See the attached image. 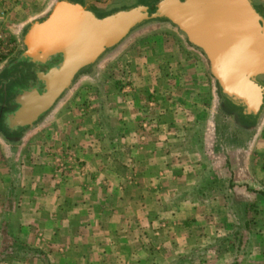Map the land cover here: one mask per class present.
Listing matches in <instances>:
<instances>
[{"label": "rangeland", "instance_id": "obj_1", "mask_svg": "<svg viewBox=\"0 0 264 264\" xmlns=\"http://www.w3.org/2000/svg\"><path fill=\"white\" fill-rule=\"evenodd\" d=\"M157 1L122 0L121 6L115 7L119 3L111 4L105 13L110 11L114 13L117 10H125L137 5L146 6L152 11ZM261 5L257 4L254 7L256 10L263 11L257 10L260 14L262 13L264 18V4ZM48 12L49 9L43 15L34 17L31 22L44 19ZM95 15L103 17L108 14L96 13ZM27 28L28 26L20 27L15 38L8 28H0L13 39L15 46V50L6 64L12 62L14 66L12 75H15L14 79L17 81L14 84L18 89L16 96L19 95V90L27 87L28 79H34L32 72L29 71V65L23 57V52L26 50L23 37ZM130 37H133L129 41L130 48L129 46L125 48ZM126 50H133L132 53L146 50L147 53H143L144 56L136 59V62L134 56L125 61L123 59L126 57ZM258 80L264 87V76L259 77ZM117 90L118 94L122 92V98L117 94ZM125 97L137 102L139 108L132 105L129 108L124 105L123 108L118 107V102L121 99L124 100ZM89 99L100 100L99 111L100 116H102L100 124H98L97 119L94 122L88 118L87 102ZM234 107L224 98L216 81L210 75L208 62L203 52L188 43L185 35L173 24L166 20H151L134 29L117 46L105 52L94 65L84 68L76 76L72 86L32 126H7L8 129L19 130L24 134L23 137L20 136L22 137L21 141L20 143L17 142L16 147L23 146L41 150L43 154L41 162L46 163L47 168L44 169L47 171H42L41 175L35 173L34 176L37 178L46 177L51 185L48 182V185L42 184L41 187H38L32 178H29L30 181L25 179L26 176L28 177V173L21 171L19 181L16 180L14 187L10 188V194H0L1 199L4 197L8 199L7 202L2 203L5 209L0 212L2 214L0 217V230L2 231L0 234V264H78L79 259L75 255H85L90 251L87 248H80L75 251L71 249L72 252L64 251L68 256L59 261L57 260L58 255L55 254L57 250L54 248L56 238L51 237L52 246L45 247L46 249L38 247V239L42 240L43 236L37 231L38 226L36 225L39 222L33 219V216L37 215L38 212L33 213L32 210L38 208L40 201L44 198L43 196L48 195L49 190H53L54 185L58 186L61 182L63 183L62 187L72 186L74 189L82 188L84 190L89 188L90 192L93 191L95 198L99 197V191L103 193V196H100L103 197L104 203L90 199L88 202H82L81 206L83 214H85L82 220L87 226L83 224L81 228L75 230L83 243L94 242L97 245L114 243L118 245L122 242L124 245H133L132 255L144 261V254L146 256L148 254L150 264H166V262L172 261V257L190 263L199 262L200 258L204 259L205 263L217 254L222 258L221 264H240L241 260L247 257L250 242L261 241L249 239L251 237L249 232L258 224L261 228L263 226L261 220L257 219L256 216L259 207L262 205V199L255 195V199L249 200L254 207L248 208L249 203L246 194H241L239 191L236 196L231 190V186L227 184L230 179V167L235 158L233 156L234 151L246 146V140L252 138L255 140V153L256 155L261 154L255 156L256 165L262 166L261 158L264 159V105L257 117L250 114H240L242 110ZM16 108L17 105L15 104L13 111ZM11 112H4L3 123L0 121V129H4L7 124L9 125L6 118H9ZM127 112L132 119L125 122L123 118L126 117ZM140 112L149 120L151 117L154 118L151 119L152 127L160 135L167 132L171 135L170 142L169 139L166 141V136L162 139L159 138L158 147L161 150L166 145L170 149L174 147L184 149L176 150L184 154L180 160L184 165H200L199 167H188V169L191 168L197 175L201 171V180L214 175L217 171L218 175H216H220L219 179L225 181L222 194L237 202V204L234 203L236 209L230 204H224L226 209L229 208V210H234L237 213H235V218H232L235 222L233 228V225L229 227L230 230H225L222 227L223 232L216 233L218 235L213 233L203 237L191 235L190 231L181 226L183 221H186L182 215L174 216L175 213H173V217L167 216L166 219H163L162 213L165 211L162 208L160 210L159 205L155 208L158 216L157 219L155 218L156 222L150 223V227L160 229L163 233L160 235L151 234L144 244L141 241H136L138 237L142 238L137 232L134 240L128 242L132 232H136L135 229L143 223L145 224V221L140 218L144 216L145 211L139 213L141 209L134 199L136 195L146 194L143 195L144 198L145 196L152 197L156 203H159L158 195L162 197L164 192L159 190L149 193L145 192V187L140 186L138 190H136L137 187L128 188L126 193L122 194L120 189H113V187L97 186L100 189L97 192L96 187L83 186L88 178L91 184L97 179L96 177L90 178L91 170L87 168L88 161L84 159L87 158L86 135L90 131L95 132L94 137L88 139L89 142L91 141L88 146L92 145L96 153L94 156L89 153V159L91 156L92 159L88 160L92 163L95 161V168L100 172L99 175L104 172L102 165L108 168L107 164L112 167H119V173L122 175V158L120 157L122 154L120 151L122 150L123 130L129 131V129L136 130L137 128V130L142 129V132L149 133L150 131L149 126L141 124L139 119H135L136 113ZM76 118H80V121L76 122ZM96 118L99 117L96 116ZM74 144L81 146L80 148L77 147L80 150L79 154H72L71 147H75ZM38 159L37 156L32 158L33 162L38 161ZM130 168H133L130 171L133 173L134 167ZM219 170H223V172L220 174L218 173ZM110 173L118 175L111 170ZM241 177L243 179V175ZM27 181L31 184L29 185ZM198 181L200 180L198 179ZM212 182L214 184V181ZM196 188L202 189L195 184ZM181 190L180 185L179 192ZM67 191H70L67 194H72L71 187ZM141 191L143 192L141 193ZM187 192L182 190L181 194L186 195ZM201 193L204 195L206 192L203 190ZM83 195L80 198H83ZM29 198L32 199L31 202H28ZM68 199H71V195L68 196ZM47 206H52V204H47ZM103 206L109 207L110 211L108 213L105 211L103 214ZM91 208L94 210L93 213L97 214L96 216L93 213L86 215L85 212ZM252 211L256 212V219L246 220L247 212L253 213ZM229 213L231 214V211ZM43 214L46 215L44 212ZM212 219L213 217L210 215L205 224L207 229H210V225L214 224ZM169 221L176 224H170ZM49 223L46 221V224ZM198 223L199 227H202L200 224L202 222ZM144 227L148 228L147 226ZM239 227H243L246 231L244 232ZM213 228L214 226L211 227V229ZM61 234L58 243L61 242L65 246V243L70 241V236ZM193 244L198 245L199 250L187 249ZM244 245L245 247H243ZM139 248H141L140 251L135 250ZM57 252L60 253V250ZM225 252L232 253L235 257L232 258L228 255L227 261H224L223 254ZM71 253L73 256L69 257ZM121 254L122 259L126 260L125 251H122ZM110 255L115 258V252L110 251Z\"/></svg>", "mask_w": 264, "mask_h": 264}, {"label": "crops", "instance_id": "obj_2", "mask_svg": "<svg viewBox=\"0 0 264 264\" xmlns=\"http://www.w3.org/2000/svg\"><path fill=\"white\" fill-rule=\"evenodd\" d=\"M55 1L57 0H0V28L1 27L8 28L10 33L15 38L16 32L20 27H24V26L29 27L30 24L32 23L31 22L32 19L34 17H37L38 15L39 16L43 15L48 9L50 10V8H52V4ZM66 1L79 3L85 9L92 11L94 14L99 13L100 15L111 14V12L113 11L105 13L107 8L110 7L111 4L113 5L114 3H119L115 5L116 7V6H121L120 3H122V0H66ZM250 1L252 2L253 6H256L257 4H259V6H262L261 4L262 3L264 4V0H250ZM127 6L129 7V5ZM257 10L259 12H263L259 9ZM132 38L133 37H130L128 39V43L125 46V48L129 46L130 44L129 41H131L130 39ZM130 50L125 51L126 57L123 60L126 61L130 59V57L134 56L136 62L137 61L136 59H140V57L144 56L143 53H147L146 50L139 51L136 53H132L133 50L132 51ZM6 61L0 63V121L2 123H3L2 118L4 112L5 111L11 112L13 111V109H15V104H14L15 96H16L15 94H17V90H18L16 89V85H14L15 82H17L14 79L15 75H12L14 66L12 65V62L10 64L9 63L6 64ZM118 90H117V94H118ZM120 93L121 94L118 95L122 98V92ZM87 103H88L87 113L89 115L88 118H91L92 121L94 122H96L95 120L97 119L98 124H100V122L102 121V116H100V111H99L100 100L89 99ZM117 105L118 107H122V108L124 106L129 108L131 105L139 108V104L135 101H132L128 97H125L124 100L121 99ZM96 116L99 118H96ZM136 116L137 117L135 119H139L141 124H145L149 126L150 131L149 133L146 131L142 132V129L137 130V128L136 130H130V129L129 131L123 130L122 138H121L122 150L120 151V153L122 154V156H120L122 158V175L121 173H119L120 172L119 167L117 166L112 167L109 164H107L108 168L105 165L104 166L102 165V168H104L103 169L104 172L102 175H99L100 172L95 168L96 167L95 161L94 163L89 161L90 159H92V156L89 159L88 154L90 153L94 156L96 153L95 148L92 145L88 146L89 143L91 142V141L89 142L88 139L94 137L95 135L94 131H90L86 135L87 158H84L85 160L88 161V164H86L87 168H90L91 170V171L89 170L90 171L89 174L91 176L90 178L96 177L97 179L91 184L88 178L86 180L87 181L86 184H84L83 186L89 187L91 185L96 188L97 186L113 187V189L116 188L120 189L122 191V194H125L128 188L137 187L136 190H138V187L140 186L145 187L144 188L145 192L150 193L153 191L157 192L159 190L164 192L162 197L158 195V200L160 201L159 203H156L152 197L145 196L144 198L143 195L146 194H143L142 193L143 191H141L142 193L141 195L139 196L136 195L134 199L136 200V203L139 204L138 206L141 209L139 213L145 211L144 216L140 217L145 221V224L143 223L141 226L135 229L136 232L134 231L132 232L133 238L132 236L129 239L127 237L128 242L134 240L137 232L139 236H142V238L140 239L138 237L136 241H141L144 244H146V242L148 241L147 238L151 234L160 235L163 233V231L160 229L157 230L154 227L153 228L150 227V223L156 222L158 216L156 213L157 211L155 212V208L159 205H160L159 206L160 210L162 208V210L165 211L164 213H162L163 219H166L167 216L169 218L173 217L172 215L173 213H175L174 216L182 215L183 218L186 219V221H183L182 223L183 225L181 226H183L187 231H190L189 233L191 235H198V236L201 235V237L212 233L214 235H218L216 233L223 232L222 227L225 228V230H230L229 227L233 225L232 226L233 228L235 226V222L234 220H232V218L233 219L235 218L236 212L234 210H229V208L226 209L224 207V204L226 203L230 204V206H233L235 208L234 203L236 201L234 199H231V197L229 198V196L222 194L225 181L223 180L221 181V179H219L220 175L217 176L218 175L217 171L214 173V175L206 177L204 180H201L200 178L201 171L197 175L195 171H193L191 168L188 169V167H196V166L199 167L200 165H193V164L184 165L182 160H180L181 156L184 154L176 150L179 149L184 150V149L175 148V147L173 149H170L167 148L166 145L165 148L161 150L158 147L159 138L162 139V137L165 138L166 136V141L169 139L168 141L170 142L171 135L168 132L163 133V135H160L158 132H156V130H154L152 127L153 122L151 120L154 118L151 117L149 120L142 112L136 113ZM7 119L8 118H6V120ZM130 119L132 118H130V114L127 112L126 117L124 116L123 120L125 122H128ZM79 121L80 118H76V122ZM11 125L12 124L10 122L9 125L8 124L5 125L4 129H0V194L2 193V195L10 194V188L14 187L16 180L19 181V174L21 171L28 173V177L26 176L25 179L29 180V178H32L34 184L38 187H41L42 184H47L49 182L44 176L42 178L39 177L37 178L36 176H34L35 173L37 175H41L40 173L42 171L43 172L47 171V169H44L47 168L45 166L46 163L43 164L44 162L43 163L41 162L43 160V157H41L43 155L41 153V150H34L32 148H26L23 146L16 147L17 142L20 143L21 141L20 139L23 137L22 135L24 134L21 133L19 130L15 131L14 129L13 130L8 129L7 126H11ZM88 129L91 130L89 127ZM245 144L246 146L242 147L241 149H236V151H234L233 156H235V158L233 159L230 167V179L228 180L227 185L231 186V190L234 191L236 196L238 195L239 191L241 192V194H246L249 203L248 208L254 207L253 204H250L249 200L255 199L254 198L255 195L256 196L258 195V197L262 199V205L259 207L258 211L256 210L257 213L255 211H252L253 213L247 212L245 217L246 220L247 219L255 220L256 219L255 213H256V216L258 217L257 219L261 220V222L263 223L262 228L258 224L259 226L258 225L254 226V228H252V230H250L249 232V234H251V237H249V239L251 240L256 239L261 241L250 242L249 251L247 250L248 251L247 257L244 260H241L240 264H264V159L261 158L262 166H257L255 156L261 154L256 155L255 153V148H254L255 140L253 138L250 140H246ZM77 147L80 148L81 146L75 145V147H71L72 154L80 153V150L77 149ZM102 153L104 154V152ZM36 156L39 159L38 161L33 162L32 158ZM19 160H21V163H19ZM203 166L205 167L206 165ZM130 167H134L133 173L130 172L133 169ZM110 170L117 173L118 175L110 173ZM221 172H223V170H219L218 173L221 174ZM94 173L97 174L95 175ZM30 174H32V176H29ZM242 175H243V179H241ZM128 176H130L129 179ZM198 179L200 181H198ZM256 179L261 181L258 182ZM36 180L37 182H35ZM195 180L197 181L194 182ZM212 181H214V184ZM28 184L30 185L31 183L28 182ZM62 184L63 183L61 182L60 185L58 186L54 185L55 188L51 191L49 190L50 193L48 195L43 196L44 198L40 201L38 208H35L34 210L31 209L33 213L38 212L37 215L33 216V219H36L37 222H39L36 225L38 226L37 231H39L40 235L43 236L42 240L38 239L39 248L46 249L45 247L52 246L51 237H54L56 238V245L54 248H56L57 251L60 250V253L55 251V254L58 255L57 260L59 261L66 259V256H68V254H65L64 251L72 252V250L75 251L80 248H87V250H90L87 254L75 255L76 257H78L77 259H79L77 261L78 264H127V263L150 264L151 263L149 262L148 254L147 256L144 254V258H145L143 259L144 261H142V259L137 258L135 255H132L131 252L134 251L133 245L131 246L124 245V243L122 244V242L118 245L114 243H110L108 245L106 244L97 245L94 242L92 243L81 242V238L80 236H78L76 230L81 228L82 227L81 225L84 224L82 217H85L84 216L85 214H83V210L81 206L82 202H88L89 199L92 201L97 200V202H101L103 201L102 200L103 193L99 191L100 190L99 188H97L96 191L97 192L99 191L101 194L99 193L98 194L99 197L95 198L93 191L90 192L91 190L89 188L88 190L87 188H85V190L82 188H77L78 189L77 190L74 189L72 186L62 187L63 186ZM195 184L196 186L202 187V189H197V188L195 189ZM49 185H51L50 182ZM180 185L182 190L188 191L186 195L181 194L182 190L181 192H179ZM70 187L72 190L71 191L72 194H67V192L70 193V191H67V189L68 188L70 189ZM228 188L230 189L229 186ZM203 190L206 192L204 195L201 193V191ZM82 194H84L83 198H80ZM69 195H71L70 200L68 199ZM7 201L8 199H6L5 197L1 199L0 196V212L4 211L5 209L2 206V203H5ZM31 201L32 199L29 198L28 202ZM104 202L105 201H103V203ZM47 204H52V206H47ZM91 209L85 212L86 215L94 212V210ZM227 210L231 211V214ZM105 211L108 213V211H110V208L107 206H103L102 209L103 214H105ZM43 212L46 213V215H44ZM93 215L96 216L97 214L93 213ZM210 215H212L214 219V220L212 219L214 224L212 226L210 225V229H207L205 224ZM1 216L2 214H0V217ZM46 221L50 223L46 224ZM198 222H202L200 223L202 227H199ZM169 223L176 224L175 222H171V221H169ZM84 225L87 226V224ZM143 225L147 226L148 228L144 227ZM213 226L214 228L211 229V227ZM239 229L243 230L244 232L246 231V229H244L243 227H239ZM61 233L70 236L69 237L70 241L66 242L65 246L61 242L58 243V238L60 237V235H62ZM0 234H2L1 230H0ZM198 247H199L198 245L193 244L190 245L187 249L196 250L198 249ZM243 247H245V245ZM135 250L140 251L141 248ZM110 251L115 252V258L110 255ZM122 251H125L126 260L122 259L121 257ZM228 255H230L232 258L235 257L234 254L225 252L223 254L224 261H227L226 257ZM72 256L73 253L69 255V257ZM171 260L172 261L166 262V264H176V263L177 264H221L222 262V258L221 256H218V254L215 257L213 256L211 260L209 259L205 263H204V259H200V258H199V262L195 261L194 263L179 260L177 259V257L176 258L172 257Z\"/></svg>", "mask_w": 264, "mask_h": 264}, {"label": "water", "instance_id": "obj_3", "mask_svg": "<svg viewBox=\"0 0 264 264\" xmlns=\"http://www.w3.org/2000/svg\"><path fill=\"white\" fill-rule=\"evenodd\" d=\"M151 20L173 24L203 52L224 98L259 115L264 105V87L258 80L264 76V18L250 0H158L152 11L137 5L103 17L79 3L58 0L23 37L24 59L48 64L58 57V66L46 74L36 70L44 88L24 90L15 98L12 126H32L84 68Z\"/></svg>", "mask_w": 264, "mask_h": 264}, {"label": "flooded vegetation", "instance_id": "obj_4", "mask_svg": "<svg viewBox=\"0 0 264 264\" xmlns=\"http://www.w3.org/2000/svg\"><path fill=\"white\" fill-rule=\"evenodd\" d=\"M24 60L29 65V71L32 72L31 74L34 76V79H32V80L31 79H28V81H27V87L25 89L19 90V92H18L19 95H21L24 90H30V89H35V88L38 89L39 91H42L43 88H44V85H43V83H42L41 80H38L36 70H39L42 74H46L49 69L55 68V67L58 66L59 58L56 57L53 60H50L48 64L36 63V62H33V60L28 59V58H25ZM227 101H229L230 103H232L228 99H227ZM232 106H235L236 108H239V110H242V112H240V114H244V115H247L248 114V113H246L245 107L241 106L240 104H234V103H232ZM14 111H12L10 113V115H12V113ZM10 118L12 119L13 117L10 116L7 120H9L11 122L12 120H10ZM14 127H17V126H14Z\"/></svg>", "mask_w": 264, "mask_h": 264}, {"label": "built area", "instance_id": "obj_5", "mask_svg": "<svg viewBox=\"0 0 264 264\" xmlns=\"http://www.w3.org/2000/svg\"><path fill=\"white\" fill-rule=\"evenodd\" d=\"M15 50L13 39L0 30V63L8 60Z\"/></svg>", "mask_w": 264, "mask_h": 264}, {"label": "trees", "instance_id": "obj_6", "mask_svg": "<svg viewBox=\"0 0 264 264\" xmlns=\"http://www.w3.org/2000/svg\"><path fill=\"white\" fill-rule=\"evenodd\" d=\"M251 116H253V115H251ZM253 117H255V116H253Z\"/></svg>", "mask_w": 264, "mask_h": 264}]
</instances>
